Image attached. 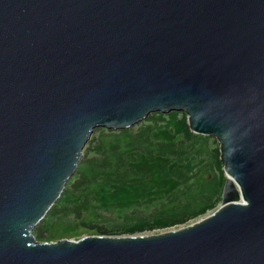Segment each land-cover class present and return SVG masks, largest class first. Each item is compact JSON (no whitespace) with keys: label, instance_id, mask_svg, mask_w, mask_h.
<instances>
[{"label":"water","instance_id":"95a60500","mask_svg":"<svg viewBox=\"0 0 264 264\" xmlns=\"http://www.w3.org/2000/svg\"><path fill=\"white\" fill-rule=\"evenodd\" d=\"M172 112L220 145L216 211L36 239L97 129ZM0 264H264V0H0Z\"/></svg>","mask_w":264,"mask_h":264},{"label":"trees","instance_id":"16d2710c","mask_svg":"<svg viewBox=\"0 0 264 264\" xmlns=\"http://www.w3.org/2000/svg\"><path fill=\"white\" fill-rule=\"evenodd\" d=\"M97 133L35 228L38 241L58 220L97 235L134 236L188 226L222 204L227 177L218 142L194 134L184 113L152 114L136 129Z\"/></svg>","mask_w":264,"mask_h":264},{"label":"rangeland","instance_id":"374dc122","mask_svg":"<svg viewBox=\"0 0 264 264\" xmlns=\"http://www.w3.org/2000/svg\"><path fill=\"white\" fill-rule=\"evenodd\" d=\"M133 128L136 129V126ZM133 128H131V129H133ZM131 129H129V130H131ZM100 130H104V129H100ZM93 136H95V138L99 137V133H97ZM218 145H219V143H218ZM211 147L214 148L216 146L211 145ZM219 147H220V145H219ZM219 206H221V204ZM174 229H179V228H174ZM174 229H171V230H174ZM166 231H169V230H166ZM166 231H155V232H151V233H146L144 235L159 234V233H163ZM86 236H97V234L94 232H90L88 230H85V229L75 228L72 225H68V224L63 223L62 221L58 220L54 223L53 228L50 232L49 238L44 242H57V241L64 240V239L78 241V240H80ZM39 242H43V241H39Z\"/></svg>","mask_w":264,"mask_h":264}]
</instances>
